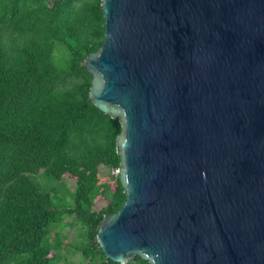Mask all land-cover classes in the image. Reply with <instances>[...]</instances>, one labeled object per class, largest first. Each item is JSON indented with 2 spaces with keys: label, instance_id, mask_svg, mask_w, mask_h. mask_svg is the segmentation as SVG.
Listing matches in <instances>:
<instances>
[{
  "label": "water",
  "instance_id": "water-1",
  "mask_svg": "<svg viewBox=\"0 0 264 264\" xmlns=\"http://www.w3.org/2000/svg\"><path fill=\"white\" fill-rule=\"evenodd\" d=\"M102 7L89 97L122 122L127 196L100 224L103 252L122 264H264V0Z\"/></svg>",
  "mask_w": 264,
  "mask_h": 264
},
{
  "label": "trees",
  "instance_id": "trees-1",
  "mask_svg": "<svg viewBox=\"0 0 264 264\" xmlns=\"http://www.w3.org/2000/svg\"><path fill=\"white\" fill-rule=\"evenodd\" d=\"M104 23L102 0H0V264H122L97 241L104 216L127 198L122 122L89 97L85 59L103 43ZM40 171L72 178L71 201L35 183ZM61 224L86 231L70 242L79 262L62 253L66 233H51ZM127 264L151 263L136 255Z\"/></svg>",
  "mask_w": 264,
  "mask_h": 264
},
{
  "label": "rangeland",
  "instance_id": "rangeland-1",
  "mask_svg": "<svg viewBox=\"0 0 264 264\" xmlns=\"http://www.w3.org/2000/svg\"><path fill=\"white\" fill-rule=\"evenodd\" d=\"M103 173L107 172V168L102 169ZM32 180L37 183L38 185L48 189L51 191L54 199L60 203H68L71 201L72 196L70 195L71 191L68 189L73 188L74 180L72 178H66L59 180L55 179L51 176L45 174V172L40 171L36 174L31 175ZM105 200L103 198H99L96 202L97 208H100L104 205ZM68 220V219H67ZM59 231L66 233V246L63 249L62 253L70 259H73L77 262L81 260V253L79 251H75L74 247H71L70 242L73 241L75 243H82L84 242L86 231L83 228H78L75 225H65L61 224L60 226L56 227V229H52L51 233ZM74 245V243H72Z\"/></svg>",
  "mask_w": 264,
  "mask_h": 264
}]
</instances>
